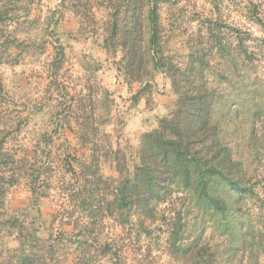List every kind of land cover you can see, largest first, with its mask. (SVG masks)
Wrapping results in <instances>:
<instances>
[{
  "label": "rangeland",
  "instance_id": "374dc122",
  "mask_svg": "<svg viewBox=\"0 0 264 264\" xmlns=\"http://www.w3.org/2000/svg\"><path fill=\"white\" fill-rule=\"evenodd\" d=\"M123 1L0 0V131L7 132L8 153L22 167L19 176L15 172L14 185L0 181L5 190L0 264H21L25 254L37 258L36 264H79L84 252L86 264H179L169 255L163 228L152 229L150 237L132 231L127 238L117 217L104 211L99 217L98 209L113 198L108 190L119 176L113 156L119 153L126 168H132L141 136L170 117L177 96L169 70L184 71L190 54L211 66L205 76L230 67L231 83L216 87L221 93L244 82L249 72L255 101H234L233 108L241 103L240 120L254 126L252 180L264 199V34L254 21L264 22V0H154L164 69L146 62L133 76L126 73L121 50L108 37ZM134 1L139 7L147 2ZM211 32L220 46H213ZM238 38L252 55L250 63L238 49ZM57 45L63 48L60 70L50 67ZM91 131L98 134L94 140L103 150L99 160L91 157L95 142L82 143ZM40 167L33 197L31 175ZM91 171L98 179L87 185L82 178L91 177ZM167 210V205L160 208L161 213ZM250 213L252 219L262 218L254 210ZM9 218L16 219L19 230L6 222ZM187 221L189 227L197 222L192 217ZM211 230L207 225L204 240ZM212 243L220 245L216 238ZM105 244L123 256L108 258ZM239 249L237 245L233 256ZM246 250L241 264H264V248L248 245Z\"/></svg>",
  "mask_w": 264,
  "mask_h": 264
},
{
  "label": "trees",
  "instance_id": "16d2710c",
  "mask_svg": "<svg viewBox=\"0 0 264 264\" xmlns=\"http://www.w3.org/2000/svg\"><path fill=\"white\" fill-rule=\"evenodd\" d=\"M254 21L264 34V22L260 19ZM160 31V16L154 0H147L142 7L134 0H124L118 6L108 37L120 48L128 75L139 72L146 62L156 69H164ZM210 37L215 39L213 46L221 45L213 32ZM238 40V49L244 60L250 63L252 55L244 48L243 39ZM54 50L55 58L50 67L60 70L63 48L57 45ZM189 57L190 62L184 71L169 70L176 102L170 117L162 118L156 129L141 136L137 163L127 169L119 159V153L113 156L111 161L115 163L119 176L111 184L108 181L113 186L108 190L113 198L99 207V217L103 211L107 216L117 217L118 225L123 231L127 230V238L132 237L130 233L138 231H144L145 237H150L152 229L162 232L163 228L169 255L179 259V264L188 261L190 264H241L248 245L264 248V236L261 235L264 228L260 226L264 220V199L258 196L252 180L256 170L253 160L256 132L252 124L240 120L244 113L241 103L250 99L255 101L254 88L247 71L246 78H242L244 82L232 84L228 92L221 93L216 87L231 83L230 67L205 76L204 72L211 68L205 58L194 54ZM242 71L244 74L246 67ZM234 101H241L235 110ZM7 135V132L0 131V161L4 162L0 165V181L3 185L12 186L17 181L15 172L19 176L22 167L19 168L14 156L8 153ZM97 135L91 131V136L82 141L83 144L95 142L92 144L94 155L91 156L94 160H99L103 151L94 140ZM40 171L41 167L39 171L34 169V176L31 175L33 197ZM7 173L11 176L7 177ZM90 174L91 177L84 175L82 178L87 185H91L90 180L94 183L98 179L95 172ZM99 183L106 186L107 181ZM4 194L1 187L0 206H3ZM249 203L251 206L245 208ZM164 205L168 210L161 213L160 208ZM253 210L257 219L262 217L260 220L252 219L250 212ZM189 217L197 221L194 226H188ZM158 221L160 226L157 228ZM6 222L20 229L15 218ZM153 225L156 226L152 228ZM207 225L212 230L210 238L204 240ZM18 233L22 239V232ZM215 238L220 245L212 243ZM23 245L20 241V246ZM237 245L241 249L233 256ZM105 248L110 259L123 256L109 244H105ZM86 254L84 252L77 259L79 264L89 261L84 258ZM37 261V258L25 254L20 263L36 264Z\"/></svg>",
  "mask_w": 264,
  "mask_h": 264
}]
</instances>
